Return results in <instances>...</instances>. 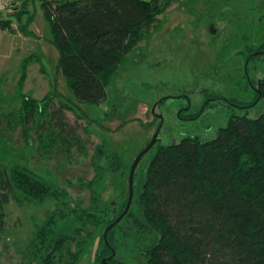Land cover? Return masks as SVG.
<instances>
[{
    "label": "rangeland",
    "instance_id": "rangeland-1",
    "mask_svg": "<svg viewBox=\"0 0 264 264\" xmlns=\"http://www.w3.org/2000/svg\"><path fill=\"white\" fill-rule=\"evenodd\" d=\"M36 9L31 29L40 38L20 31L0 32V163L8 169L18 162L28 164L40 177L64 189L73 206L93 209L97 204L105 210L109 203H123L132 166L157 130V144H173L189 135L209 140L232 113L230 99L251 103L254 99L256 90L248 85L245 60L238 52L264 39V0L173 1L125 57L107 88V98L78 105L58 67L59 54L49 41L52 33L40 2ZM12 11L0 12V19L11 18ZM32 54L37 58L27 65L23 92L41 99L58 89L63 96L52 103L51 114L60 101L74 107L51 116V123L47 113L36 114L37 119L29 122L32 138L27 142L18 79L24 58ZM249 76L260 80L264 62H251ZM253 103L249 115L257 116L262 102ZM197 113L196 118L185 119ZM156 151L157 145L136 168L131 207L135 214L141 213L137 193ZM114 158L120 161L119 171L112 167ZM18 196L13 192L5 207L8 231L0 239V264H40L42 258L33 252L36 233L61 203L54 198L19 202ZM73 223L72 219L66 223L69 233ZM105 231L104 223L86 225L83 235L92 232L93 237L77 264H105L97 258ZM119 246L122 264H147L130 237L121 238Z\"/></svg>",
    "mask_w": 264,
    "mask_h": 264
},
{
    "label": "trees",
    "instance_id": "trees-1",
    "mask_svg": "<svg viewBox=\"0 0 264 264\" xmlns=\"http://www.w3.org/2000/svg\"><path fill=\"white\" fill-rule=\"evenodd\" d=\"M173 1L14 0L13 14L0 19V29L40 38L31 29L40 2L52 33L49 41L58 51V67L74 103L96 104L107 98V88L125 57ZM35 58V54L24 58L18 79L27 142L32 138L29 122L37 119L36 114L47 113L51 123V116L74 107L60 101L51 114L52 103L63 96L58 89L41 99L23 92L27 65ZM256 100L262 102L261 109L251 116ZM229 101L233 111L214 138L189 135L173 144H157L137 193L141 213L130 209L108 230V241L101 236L99 261L111 255L122 264L117 257L119 243L130 237L147 264H264V76L252 103L238 98ZM112 161L118 170L120 161ZM0 166V239L8 231L5 207L13 192L19 194V202L54 198L61 203L36 233L33 252L42 258L40 264H77L93 237L92 232L83 235L86 225L104 223L107 229L117 220L110 203L105 210L97 204L93 209L73 206L64 189L40 177L28 164L18 162L8 169L3 162ZM125 206L126 201L120 212ZM70 219L74 220L72 233L66 230Z\"/></svg>",
    "mask_w": 264,
    "mask_h": 264
},
{
    "label": "flooded vegetation",
    "instance_id": "flooded-vegetation-1",
    "mask_svg": "<svg viewBox=\"0 0 264 264\" xmlns=\"http://www.w3.org/2000/svg\"><path fill=\"white\" fill-rule=\"evenodd\" d=\"M244 50H240L238 52V54L240 53L239 56L242 54L240 57H243L244 60H245L244 61L245 62L244 76L248 80V85L252 86V88L258 92V91H260V81H261V79L258 80L257 84L253 83L252 79H250V76H249V70H250V63L251 62L255 63L257 60H260V61L264 62V39L258 45H246L244 47ZM129 197H130V181H129V189H128V198L125 200L126 201V206H127ZM134 197H135V193H133V198ZM123 203H121V204H118L117 202L110 203V204H113L114 207H115L114 213L116 214V217L117 218L119 216H121V214L126 209V206H125L124 209H123V211L120 212V210L122 209ZM132 203H133V199H132ZM132 203H131V206H130L129 210L132 207ZM117 210H118V212H117ZM129 210L123 216H125L129 212ZM113 253L116 254V252L114 250H113ZM115 254H114V256H116ZM103 259H106L105 264H120L116 260H113V257L111 255H106L105 258H103ZM102 262H103V260H102Z\"/></svg>",
    "mask_w": 264,
    "mask_h": 264
},
{
    "label": "water",
    "instance_id": "water-1",
    "mask_svg": "<svg viewBox=\"0 0 264 264\" xmlns=\"http://www.w3.org/2000/svg\"><path fill=\"white\" fill-rule=\"evenodd\" d=\"M155 112V108H153V113ZM159 131L160 130H157L154 134V137L152 139V141L141 151V153L138 155V157L136 158L133 166H132V169H131V172H130V178H129V181H130V197H129V200H128V203H127V206H126V209L124 210V212L121 214V216H119L117 218V220L111 224L105 231V240H107V233H108V230L111 229L115 223L119 222L122 218V216L129 210L130 206H131V203H132V199H133V193H134V175H135V172H136V168L140 162V160L143 158V156L152 148L154 147L157 142H158V135H159ZM106 262V259H103V263Z\"/></svg>",
    "mask_w": 264,
    "mask_h": 264
},
{
    "label": "built area",
    "instance_id": "built-area-1",
    "mask_svg": "<svg viewBox=\"0 0 264 264\" xmlns=\"http://www.w3.org/2000/svg\"><path fill=\"white\" fill-rule=\"evenodd\" d=\"M14 3V0H0V12L4 10L6 13L9 12L10 9H13Z\"/></svg>",
    "mask_w": 264,
    "mask_h": 264
},
{
    "label": "crops",
    "instance_id": "crops-1",
    "mask_svg": "<svg viewBox=\"0 0 264 264\" xmlns=\"http://www.w3.org/2000/svg\"><path fill=\"white\" fill-rule=\"evenodd\" d=\"M1 31H2V32H6L5 30H1V29H0V32H1ZM27 78H28V77H27Z\"/></svg>",
    "mask_w": 264,
    "mask_h": 264
}]
</instances>
